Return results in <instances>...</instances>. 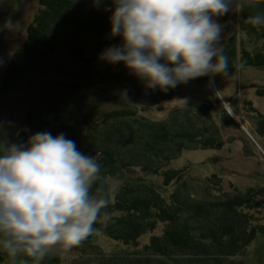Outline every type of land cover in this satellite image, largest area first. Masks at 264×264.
<instances>
[{
  "label": "trees",
  "instance_id": "1",
  "mask_svg": "<svg viewBox=\"0 0 264 264\" xmlns=\"http://www.w3.org/2000/svg\"><path fill=\"white\" fill-rule=\"evenodd\" d=\"M251 3L255 9L221 17L225 30L237 20L245 37L239 43L234 33L221 43L229 60L228 77L238 68L264 70V27L245 22L252 11L264 12V0ZM108 5L109 0L99 8L92 0H40L21 52L0 82V118L5 100L13 101L31 89L34 98L25 122L32 134L64 133L101 166L93 192L102 189L110 203L94 223V232L127 250L107 255L94 245L93 232L67 249L80 254L69 264H248L238 258L245 259L251 244L264 235V224L256 216L264 193L254 189L226 193L216 175L196 181L187 178V169H167L185 151L222 149L221 128L234 121L219 99L215 103L221 126L212 117L211 102L195 110H176L162 121L145 116L147 108L170 101L178 86L167 92L146 90L122 64L98 60L104 49L120 43L119 37L109 36L111 11H104ZM223 78L216 76L214 81ZM190 82L207 86L209 77ZM40 83L42 90L36 88ZM260 130L264 131V116ZM28 138L19 132L13 140ZM133 169L146 177L161 176L163 187L173 186V193L166 197L145 181H127L112 200L107 180L123 179ZM145 236L149 241L141 246ZM0 264L34 262L27 257L12 261L0 251ZM39 264L63 261L47 254Z\"/></svg>",
  "mask_w": 264,
  "mask_h": 264
},
{
  "label": "clouds",
  "instance_id": "2",
  "mask_svg": "<svg viewBox=\"0 0 264 264\" xmlns=\"http://www.w3.org/2000/svg\"><path fill=\"white\" fill-rule=\"evenodd\" d=\"M105 0H92L95 7ZM251 0H109L110 38L98 60L122 64L146 90L167 92L201 77H228L217 19L255 9ZM245 22L264 27V12ZM184 104L187 103L185 99ZM101 171L95 156L64 133L38 131L24 142L0 136V251L39 264L56 246L81 244L110 200L93 192Z\"/></svg>",
  "mask_w": 264,
  "mask_h": 264
},
{
  "label": "rangeland",
  "instance_id": "3",
  "mask_svg": "<svg viewBox=\"0 0 264 264\" xmlns=\"http://www.w3.org/2000/svg\"><path fill=\"white\" fill-rule=\"evenodd\" d=\"M39 2L40 0H0V82L21 52L27 39L28 27L40 8ZM217 22L224 25L221 17ZM234 33L237 34L239 43L243 38L245 39L237 20L231 23L228 30L223 29L221 43ZM214 83L217 91L214 87L200 86L191 82L179 85L170 101L162 102L144 111L143 114L151 120L162 121L176 110H195L211 102L212 117L217 125L221 126V112L215 103V100L219 99L224 110L229 113L227 108L229 107L237 116V120L230 116L234 125L221 128L222 149L195 148L185 151L167 169H187V178L196 181L216 175L222 179V192L226 193L232 192L233 189L241 192L254 189L264 193V131L260 130V116H264V70L238 68L235 75L223 78L217 84L216 81ZM36 88L42 90L45 86L40 83ZM112 90L114 91V88ZM22 93H18L13 101L11 98L4 101L0 118V136L13 139L19 132L32 135L26 125L25 115L29 104L32 103L30 100L34 97L30 96L31 89ZM185 99L186 104L183 102ZM235 125H238V128ZM127 181H145L146 184L154 185L158 192L166 197L174 191L173 186L167 189L163 187L164 180L161 176L146 177L139 169H133L123 179L107 180L112 200L115 198V192ZM260 199L264 200V196ZM256 216L260 219V223L264 224V205ZM158 227L156 234L161 232V225ZM148 241L149 236L141 238V246ZM93 243L107 255L127 250L126 246L110 240L100 232H94ZM48 255H59L63 264H69L78 259L80 254L56 246L48 252ZM245 255V259L240 257L238 259L245 260L248 264H264V235L259 236L251 244Z\"/></svg>",
  "mask_w": 264,
  "mask_h": 264
},
{
  "label": "water",
  "instance_id": "4",
  "mask_svg": "<svg viewBox=\"0 0 264 264\" xmlns=\"http://www.w3.org/2000/svg\"><path fill=\"white\" fill-rule=\"evenodd\" d=\"M214 89L217 91V88H216V86H215V83H214ZM228 108V110H229V114H230V116L231 117H233V118H235L236 120H237V116L235 115V113L229 108V107H227ZM239 122V121H238ZM256 143V142H255Z\"/></svg>",
  "mask_w": 264,
  "mask_h": 264
}]
</instances>
